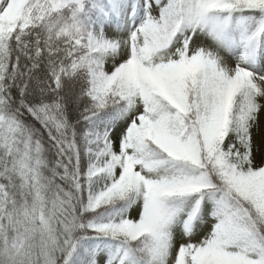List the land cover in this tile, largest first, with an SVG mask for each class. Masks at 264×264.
<instances>
[{
    "label": "snow or ice",
    "instance_id": "obj_1",
    "mask_svg": "<svg viewBox=\"0 0 264 264\" xmlns=\"http://www.w3.org/2000/svg\"><path fill=\"white\" fill-rule=\"evenodd\" d=\"M0 264H264V0H0Z\"/></svg>",
    "mask_w": 264,
    "mask_h": 264
}]
</instances>
